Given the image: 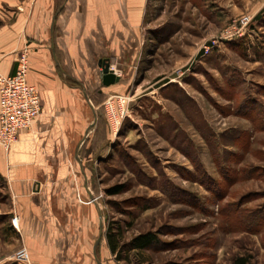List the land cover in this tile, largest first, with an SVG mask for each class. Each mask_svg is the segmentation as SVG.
Masks as SVG:
<instances>
[{"label": "rangeland", "instance_id": "374dc122", "mask_svg": "<svg viewBox=\"0 0 264 264\" xmlns=\"http://www.w3.org/2000/svg\"><path fill=\"white\" fill-rule=\"evenodd\" d=\"M63 1L45 2L53 13ZM85 2L89 28L114 48L87 61L98 80L80 147L88 192L79 171L64 190L94 215L87 241L73 250L79 238L54 219L48 236L22 231L0 179V264L114 260L108 229L120 231L121 245L157 234L140 253L120 251L121 264H231L242 255L264 264V0L65 3ZM103 61L119 76L110 86ZM111 96L127 98L116 134L102 104ZM114 187L121 191L110 195ZM47 238L63 239L62 249L44 248ZM21 247L29 262L14 258Z\"/></svg>", "mask_w": 264, "mask_h": 264}, {"label": "crops", "instance_id": "0c3cea01", "mask_svg": "<svg viewBox=\"0 0 264 264\" xmlns=\"http://www.w3.org/2000/svg\"><path fill=\"white\" fill-rule=\"evenodd\" d=\"M45 1L0 0V74H12L17 50L28 46L27 82L38 88L41 102L32 126L19 131L9 149L0 148V179L20 216L22 231L26 228L31 235L48 236L50 225L56 226L54 219L57 226L67 228L63 234L79 238L80 244L73 250H82L80 245L87 241L88 222L94 215L88 205H77L64 190L74 185L73 172L79 171L83 175L80 184L88 192L80 147L88 134L89 107H97L89 92L98 80L93 77L96 71L89 73L87 61L113 53L114 48L105 44L102 35H95L91 25L89 28L83 17L87 2L70 5L64 0L52 13ZM68 6L72 14L65 13ZM94 83L96 86L90 87ZM94 209L99 214L97 203ZM62 241L47 238L42 243L44 248L54 245L61 250ZM96 262L121 264L113 259L104 261L101 255L96 256Z\"/></svg>", "mask_w": 264, "mask_h": 264}, {"label": "built area", "instance_id": "2783aa9c", "mask_svg": "<svg viewBox=\"0 0 264 264\" xmlns=\"http://www.w3.org/2000/svg\"><path fill=\"white\" fill-rule=\"evenodd\" d=\"M28 55V46L18 49L14 72L9 75L0 74V148L4 150L17 141L19 131L32 126L41 110L39 90L27 82ZM126 100L122 96H111L102 103L113 134L119 130L126 113ZM18 221L19 216L13 214L11 222L14 226ZM14 258L29 262L24 247L15 252Z\"/></svg>", "mask_w": 264, "mask_h": 264}, {"label": "trees", "instance_id": "16d2710c", "mask_svg": "<svg viewBox=\"0 0 264 264\" xmlns=\"http://www.w3.org/2000/svg\"><path fill=\"white\" fill-rule=\"evenodd\" d=\"M257 19L261 20L262 17L258 14L256 16ZM121 191L120 187H114L108 190L110 195L117 194ZM117 229V228H116ZM120 231L117 230L113 232L112 230H107L106 233V242L109 248V251L114 255V260L120 262L121 260H128V253L131 251H135L136 253H140V251L148 249L153 244L158 242V237L156 233L153 232H143L133 236L127 243L121 245L120 244ZM121 252L127 253L124 256H121ZM248 255H242L233 258L231 264H249Z\"/></svg>", "mask_w": 264, "mask_h": 264}, {"label": "water", "instance_id": "95a60500", "mask_svg": "<svg viewBox=\"0 0 264 264\" xmlns=\"http://www.w3.org/2000/svg\"><path fill=\"white\" fill-rule=\"evenodd\" d=\"M102 63H103V65L101 67V83H102V85L103 86H110V85L118 82L119 76L113 72V70L110 68L109 63L107 61H103ZM95 120H96V117H94V122H95ZM99 215H100V213H99ZM100 227H101V224H100ZM100 238H101V232L99 233V235L96 238L95 245L98 244Z\"/></svg>", "mask_w": 264, "mask_h": 264}]
</instances>
